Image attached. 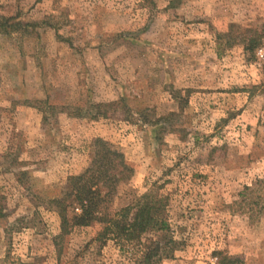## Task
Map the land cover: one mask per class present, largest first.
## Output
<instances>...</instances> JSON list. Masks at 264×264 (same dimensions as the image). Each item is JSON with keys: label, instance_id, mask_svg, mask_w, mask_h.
Returning <instances> with one entry per match:
<instances>
[{"label": "rangeland", "instance_id": "rangeland-1", "mask_svg": "<svg viewBox=\"0 0 264 264\" xmlns=\"http://www.w3.org/2000/svg\"><path fill=\"white\" fill-rule=\"evenodd\" d=\"M0 17L32 25L0 34V264L132 263L97 228L54 245L47 201L96 139L132 169L115 207L168 196L182 245L161 264H264L261 205L238 197L264 178L263 53L225 36L264 33V0H0Z\"/></svg>", "mask_w": 264, "mask_h": 264}, {"label": "trees", "instance_id": "trees-1", "mask_svg": "<svg viewBox=\"0 0 264 264\" xmlns=\"http://www.w3.org/2000/svg\"><path fill=\"white\" fill-rule=\"evenodd\" d=\"M31 26L15 18L0 17V34L6 36ZM225 36L229 39L228 46L238 44L242 47L247 61H257V53H263V81L260 86L264 93V33L243 31L234 38H228L227 32ZM117 104H98L96 108L104 110V117L106 110ZM131 174L132 169L122 152L101 139L93 141L88 166L80 174L67 179L60 197L47 201L60 219V233L54 237L58 255L60 243L74 228L92 227L97 228L93 242L99 246L113 242L131 264H161L163 260L174 257L182 242L175 239L171 229L168 196L150 190L132 204L122 207L112 204L118 186ZM238 197L241 202L250 200L261 205L258 215L264 214V178L256 180L251 187L245 186ZM215 258V264H242L238 258L222 251L215 252Z\"/></svg>", "mask_w": 264, "mask_h": 264}]
</instances>
